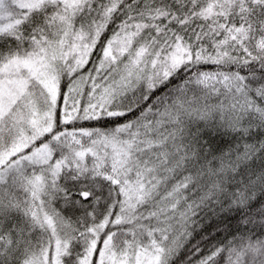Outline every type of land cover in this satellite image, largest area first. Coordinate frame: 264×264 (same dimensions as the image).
I'll return each instance as SVG.
<instances>
[{
	"label": "snow or ice",
	"instance_id": "1",
	"mask_svg": "<svg viewBox=\"0 0 264 264\" xmlns=\"http://www.w3.org/2000/svg\"><path fill=\"white\" fill-rule=\"evenodd\" d=\"M0 264H264V0H0Z\"/></svg>",
	"mask_w": 264,
	"mask_h": 264
}]
</instances>
